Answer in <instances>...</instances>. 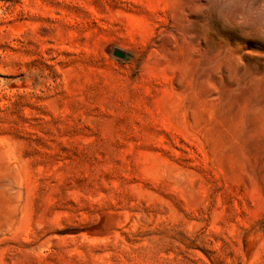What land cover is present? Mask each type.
Masks as SVG:
<instances>
[{
	"label": "rangeland",
	"instance_id": "rangeland-1",
	"mask_svg": "<svg viewBox=\"0 0 264 264\" xmlns=\"http://www.w3.org/2000/svg\"><path fill=\"white\" fill-rule=\"evenodd\" d=\"M190 4L0 0V264H264V42Z\"/></svg>",
	"mask_w": 264,
	"mask_h": 264
},
{
	"label": "clouds",
	"instance_id": "clouds-1",
	"mask_svg": "<svg viewBox=\"0 0 264 264\" xmlns=\"http://www.w3.org/2000/svg\"><path fill=\"white\" fill-rule=\"evenodd\" d=\"M190 12L213 18L247 39L264 42V0H191Z\"/></svg>",
	"mask_w": 264,
	"mask_h": 264
},
{
	"label": "water",
	"instance_id": "water-1",
	"mask_svg": "<svg viewBox=\"0 0 264 264\" xmlns=\"http://www.w3.org/2000/svg\"><path fill=\"white\" fill-rule=\"evenodd\" d=\"M113 55L117 58H124V59H128V56L127 55H124L122 52L120 51H114L113 52Z\"/></svg>",
	"mask_w": 264,
	"mask_h": 264
}]
</instances>
